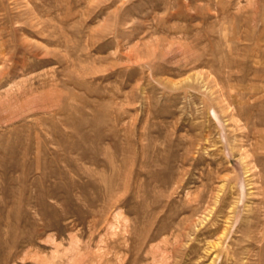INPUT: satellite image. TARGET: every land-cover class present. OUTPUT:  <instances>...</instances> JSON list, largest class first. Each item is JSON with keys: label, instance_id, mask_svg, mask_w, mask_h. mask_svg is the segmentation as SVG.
Listing matches in <instances>:
<instances>
[{"label": "rangeland", "instance_id": "rangeland-1", "mask_svg": "<svg viewBox=\"0 0 264 264\" xmlns=\"http://www.w3.org/2000/svg\"><path fill=\"white\" fill-rule=\"evenodd\" d=\"M0 264H264V0H0Z\"/></svg>", "mask_w": 264, "mask_h": 264}, {"label": "bare ground", "instance_id": "bare-ground-1", "mask_svg": "<svg viewBox=\"0 0 264 264\" xmlns=\"http://www.w3.org/2000/svg\"><path fill=\"white\" fill-rule=\"evenodd\" d=\"M263 120V119H262Z\"/></svg>", "mask_w": 264, "mask_h": 264}]
</instances>
